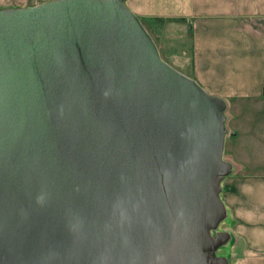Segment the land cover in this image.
Segmentation results:
<instances>
[{"label": "water", "instance_id": "95a60500", "mask_svg": "<svg viewBox=\"0 0 264 264\" xmlns=\"http://www.w3.org/2000/svg\"><path fill=\"white\" fill-rule=\"evenodd\" d=\"M225 108L124 0L0 8V264H226Z\"/></svg>", "mask_w": 264, "mask_h": 264}, {"label": "crops", "instance_id": "0c3cea01", "mask_svg": "<svg viewBox=\"0 0 264 264\" xmlns=\"http://www.w3.org/2000/svg\"><path fill=\"white\" fill-rule=\"evenodd\" d=\"M41 1L0 0V8ZM124 2L148 20L167 54L174 55L170 42H180L189 75L225 99L232 170L221 181V197L231 223L218 254L226 264H264V0Z\"/></svg>", "mask_w": 264, "mask_h": 264}, {"label": "rangeland", "instance_id": "374dc122", "mask_svg": "<svg viewBox=\"0 0 264 264\" xmlns=\"http://www.w3.org/2000/svg\"><path fill=\"white\" fill-rule=\"evenodd\" d=\"M150 31H151V35L153 36L154 40L156 41V44L158 46L159 53H160L161 57L164 60H166L168 63H170L172 66H174L175 68H177L180 71L184 72L185 74H187V75L191 74L190 73V59H189V57H186L185 53H183L181 51L178 52V49H182L181 48L182 44L180 45V42L178 43V42H175V41H174V43L170 42L169 45L171 47H169V48L172 49V53L174 54L173 56H171L170 53L167 54V52L164 51V49L161 48L162 45H163L162 42H161L162 39H160V37L157 36L156 34L152 33L153 31L151 29H150ZM172 46H174V47L172 48ZM225 125H226V128H227V133H226V136H225L223 158L227 160V158L229 156L228 155V151H229L231 143H232L231 142V140H232V138H231L232 129L229 128V126H230V121L229 120H227L225 122ZM224 183H225V181H224ZM221 184H222V182H220V185ZM220 195H221V190H220ZM228 223H231V218H229V215L226 213V215L220 221V223L218 224L216 229L212 230V233H216L218 231H223V230L226 231L230 227ZM222 245H224V243L219 246V248L217 249V253H218L219 250H221Z\"/></svg>", "mask_w": 264, "mask_h": 264}, {"label": "trees", "instance_id": "16d2710c", "mask_svg": "<svg viewBox=\"0 0 264 264\" xmlns=\"http://www.w3.org/2000/svg\"><path fill=\"white\" fill-rule=\"evenodd\" d=\"M140 19L142 20L143 24L148 29V31L151 33L148 20L143 19V18H140ZM154 20L157 22H162L163 18L162 17H154Z\"/></svg>", "mask_w": 264, "mask_h": 264}]
</instances>
